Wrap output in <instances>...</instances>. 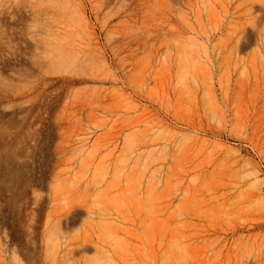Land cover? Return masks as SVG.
Wrapping results in <instances>:
<instances>
[{"label": "rangeland", "instance_id": "rangeland-1", "mask_svg": "<svg viewBox=\"0 0 264 264\" xmlns=\"http://www.w3.org/2000/svg\"><path fill=\"white\" fill-rule=\"evenodd\" d=\"M50 261L264 264V0H0V264Z\"/></svg>", "mask_w": 264, "mask_h": 264}, {"label": "bare ground", "instance_id": "bare-ground-1", "mask_svg": "<svg viewBox=\"0 0 264 264\" xmlns=\"http://www.w3.org/2000/svg\"><path fill=\"white\" fill-rule=\"evenodd\" d=\"M86 245H87V244H86ZM86 245L84 244V246L87 248ZM83 248H84V247H83ZM71 249H72V248H71ZM55 251L59 252V250H56V249H55ZM69 252L72 253V251H70V248H69ZM53 253H54V251H53ZM53 253H52V254H53ZM55 254H56V252H55ZM55 254H54V255H55ZM50 255H51V254H50ZM51 257H52V256H51ZM54 258H55V256L53 257V259H54ZM51 260H52V259H51ZM55 260H56V258H55ZM52 262H56V261L53 260ZM50 264H54V263H51V261H50ZM56 264H57V263H56Z\"/></svg>", "mask_w": 264, "mask_h": 264}]
</instances>
